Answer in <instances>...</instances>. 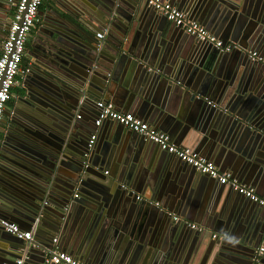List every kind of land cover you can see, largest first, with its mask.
<instances>
[{"label":"water","instance_id":"95a60500","mask_svg":"<svg viewBox=\"0 0 264 264\" xmlns=\"http://www.w3.org/2000/svg\"><path fill=\"white\" fill-rule=\"evenodd\" d=\"M80 1L83 7L81 9L82 12H71L69 13V18H64L63 14H58L59 18L55 19L44 38V48L41 49L39 58L32 62L29 72L22 81L23 85L25 87L28 86L29 89L30 85H35L38 88L36 91L39 93L40 98H37L35 103H32V106L34 108H40L38 105L45 106V110L42 113L52 118L57 117L60 122L53 118L57 123L53 122L55 126L50 129L48 127L49 124L44 121L41 114H38L33 109H25V111L20 112L15 104V108L12 111L6 110L4 112L7 116L5 124H9L16 129L15 137L11 141L12 146H9V149L5 146L7 139L0 136V155L4 149L9 150L15 157H8L4 153L3 156L11 160L16 166L20 165L22 167L21 173L37 183L36 185L30 183V187L24 193H28L31 201L28 202L26 199H19L15 196L16 208H18L13 210L14 213L11 216H13V220L16 219L24 227V230L33 229L35 231L34 240L37 242L38 247L37 250L36 248L29 250V260L31 259V252L34 250L42 254L43 261L41 264H47L45 263V257L49 250L56 246L54 241V245H49L44 240L52 241L55 234L60 231L77 236V240L71 248L73 251L78 250L76 251L77 255L85 260L89 257L87 252L90 257L92 254L95 255L96 244L101 239L105 242L104 246L109 245L110 242H117L121 233H119V227L115 219L116 213L115 210H112V207L122 199L126 203L134 202L135 197L138 196L137 193L126 187L125 184L128 183L122 181L119 176L110 177L108 175L109 172L106 175L103 164L101 163L98 167L94 162L95 154L102 153L104 157V153H106L105 151L103 152L100 146H97L98 141L102 138L99 133L101 127L95 124L98 109L96 108V113L91 118L85 115L82 117L81 115L84 114V110L90 103L96 107L97 100L105 94L103 93L104 87L109 80L107 73L116 65L118 68L124 67L128 58L134 57L141 62L139 63L142 67L140 75L143 70L142 79L145 82V87L148 83L150 88L153 86L157 87L162 80L174 83L177 81L176 84L179 87L183 88L186 85L191 91L190 101L194 109L187 107L183 112L177 113L172 106L162 103L163 101L156 97L155 93L151 95V93L144 91L136 92L134 90L136 85L134 86L128 102H131L132 106L139 97L146 99L148 102H145L146 106H142L141 112H145V119L149 120L157 128H159L158 123H156L158 120H164V124L168 126V122L175 117L177 125L173 129L176 130L178 126L182 127V131L196 130L201 132L203 134V142L206 144L207 153L205 152L204 154H207L208 158L214 156L215 146L229 144L228 142L230 141L232 143L229 146L237 144V148L242 155L249 157L254 145L250 148V144L253 142L245 139L247 133L251 135V139L257 137L264 139V92L257 90L256 86V80H260L264 75V63L262 61L253 60L248 53H242L244 51L243 48H237L230 52L223 51L212 43L198 38H196L199 41L198 43L205 45L203 46L202 56L195 59L192 54L184 55L182 42L178 44L173 36L170 37L171 39L169 38L171 33L166 23L169 20L159 14L153 6L149 5L147 0L125 1L127 6H124V8H127L130 12L126 16L128 23L125 24L127 26L131 24L132 28L136 26L137 35L141 32L151 40H155L156 37L160 36L168 39L170 43L167 44V42H162V40L158 41L157 43L161 44L158 51L152 54L147 52V54L143 55L144 58L141 56L143 51L140 48L134 49L135 42L134 45L132 42L128 47L129 53L123 51L124 44L121 42L114 44L116 46L113 49L114 52L108 54L106 50L110 49L108 43L110 42L111 28L115 24V18L118 14L116 6L118 8V4L123 2V0ZM186 1H178V7L186 10ZM190 1L188 0V3ZM201 3L202 5L208 4L210 10L214 9L218 14L230 9L229 11L244 14L255 25L258 23L264 25V0H236L234 2L230 0H201ZM71 18L78 24L77 27H79L82 37L89 39L84 47L69 34L70 30L67 25L76 30L74 27L75 23ZM170 22L171 25L185 32L183 28L172 21ZM97 29H103L105 33L103 39L99 41L90 38L93 30ZM1 33L2 31L0 30V40L3 38ZM185 34L188 37H195L186 32ZM262 36L264 46V31H262ZM223 42L226 43L224 40ZM132 46L134 51H132ZM235 51L240 52L239 54L244 61L237 65H230L224 73L226 76L223 77L225 80L222 82L218 78L222 76L221 73L225 69L219 65V55L231 54ZM254 51L263 55L258 50ZM159 55L163 56L160 57ZM28 58L30 57L28 56ZM150 58H152V61L157 59L155 61L157 65H153L149 60ZM254 67H256V70H251ZM205 70L208 72L207 79L212 75H215V77L207 80L210 81L209 84L207 82L202 84L206 89V93L194 92L193 89L197 87V81L203 78ZM175 73L177 75H174ZM196 73H201V76L197 81H192L194 82L192 86L191 80ZM199 109H202L200 121L196 118V111ZM57 111L59 113L56 114ZM14 112H18L20 116L14 118V115H12ZM114 122L126 127L117 121ZM210 127L212 129L208 132ZM93 129L97 131V138L94 146L89 149L88 143L94 132ZM1 132L5 133L4 130ZM132 132L144 140H141L136 146L130 165L132 167L130 176L132 175L133 179L139 181L144 189L155 188L161 196L164 194L170 196L174 192L165 190V183L162 184L160 172L157 177L148 178L144 176L143 172H146L143 169L145 166H149L150 162L155 164L163 162L162 164L172 166L171 169L173 171L169 172L175 176L177 175L176 178L186 180V172L181 173L184 166H181L179 162H175L173 158L169 160V156L164 153L172 154L162 149L157 143L144 138L135 131ZM112 135L114 141H117L118 137H120L119 131L112 132ZM205 140L209 141V143L205 142ZM147 141L153 143L157 151L160 148L164 152H162L164 156L162 155L158 158L156 156L157 153L154 154L152 152L145 159L143 154L146 146L144 144ZM253 144L256 145L257 143ZM18 157L24 159L26 164L15 159ZM178 159L182 161L180 158ZM182 162L197 171L192 165L185 161ZM142 163H144V167L140 168ZM169 172L166 171V174L172 176ZM197 172L200 175L210 177L207 174ZM212 179L219 182L218 179ZM221 186L228 187L230 192L239 195L240 199L246 198L264 208L263 205L241 194L231 186L225 184H221ZM139 191L137 189V192ZM7 192L10 193L8 190ZM11 194L14 195V193ZM153 202L149 203L153 207V215H160L158 211L164 215L161 217V225L175 222L172 230L178 231L177 234H181L187 241L188 236L183 232V226H179V224L183 223L188 229H193L188 225V222L182 220L172 221L171 213H165V209L161 204L157 206ZM135 204L132 203L131 205L134 210L139 205L136 201ZM1 207L8 209L7 204L4 202L0 204ZM147 211L144 212V218L147 215ZM0 217H3V212H0ZM252 226L254 228L247 235V241L243 242L246 246L244 247L245 251H250L247 257L251 256V253L253 254L260 243L264 241V220L257 224H252ZM2 229L7 233L9 242L7 246L0 247V264L11 263L15 259L7 261L6 258L10 254L9 248L15 244L26 248L27 241L18 238L3 227ZM193 230L199 231L198 229ZM131 235L134 236L132 233ZM140 239L142 241L141 237ZM197 241L191 242L189 250L180 249L179 247L174 250L171 246H167V250L160 248V252H163L161 253L163 254V260L159 262L161 257L155 253L159 261L155 260L152 264H205L198 255H194L196 250H199L202 245L203 247L206 246V243L204 239L201 243ZM222 242L221 247L227 249L222 246L225 242ZM133 243L134 241L129 242V245ZM141 247L142 245L139 244L138 249H141ZM130 248V246H127L126 251L130 250ZM148 258L149 255H145L141 264H148ZM245 264L251 263L247 262ZM261 264H264V253Z\"/></svg>","mask_w":264,"mask_h":264},{"label":"crops","instance_id":"0c3cea01","mask_svg":"<svg viewBox=\"0 0 264 264\" xmlns=\"http://www.w3.org/2000/svg\"><path fill=\"white\" fill-rule=\"evenodd\" d=\"M17 1L18 0H0V30L2 31L1 34L3 36L0 40V52L3 41L7 36L10 20L14 13ZM125 1L126 0H123V2L119 3L118 8L116 6L118 14L115 18V24L112 25L111 28L110 42L108 43L110 49L106 50L108 54L114 52L113 49L116 48L114 44L121 42L124 44L123 51L126 52H128L127 49L130 44L133 42L134 45L135 42L134 49L136 50L137 47L140 48L143 51L141 52L142 57L145 53L147 54V52L149 54L157 52L158 48L161 46L160 43H157L158 41L162 40V42H167V44L170 43L168 42V39L160 36L156 37L155 40H151L141 32L137 35L136 26L133 28L131 27V24L127 26L125 24L128 23L126 16H128L130 12L127 8H124V6H127ZM166 1H169L176 6H179L178 1L182 2V0ZM230 1L234 2L236 0ZM185 3L187 5L185 7L186 10L183 8L181 9L186 12L187 16L200 22L219 39H223L226 43H235L239 46L241 45L240 47L241 49L243 48L244 51L242 53L244 54H247L248 50H258L264 55V46L262 43V31H264V25L262 23L255 25L251 22L250 18L244 16V14L229 11L230 9L225 10L224 12H219L218 14L214 9L210 10V6L208 4L202 5L201 0H191L189 3L187 0ZM82 8V2L80 0H43L39 8L40 14H38L36 24L28 35L26 52L22 63L23 66L30 67L32 62L39 58L41 49L44 48V38L52 27L55 19L59 18L58 14H63L64 18H69V13L74 11L82 12ZM72 21L74 22L73 19ZM166 23L167 26H169L171 33L169 38L173 36L178 44L182 42L184 55L192 54L195 59L202 56L204 49L203 46H205L204 44H199L196 37H188L185 32L181 31V29L171 25L170 21H166ZM75 25L74 27L76 30L72 29L70 25H67L70 30L69 34L72 35L73 38L77 39L81 46L84 47L89 39L86 37L83 38L79 27H77L78 24L75 23ZM103 31V29L93 30L92 34H90V38H93L95 41L101 40L97 37V33H104ZM111 49L112 51H110ZM132 51H134L133 46ZM239 53V51H235L234 53H231L232 55H219V65L225 69L224 72L221 73L222 76L218 78L221 79L222 82L225 80L223 77L226 76L224 73L230 65H237L244 61L243 57ZM28 56L30 58H28ZM159 56L162 57L163 55ZM135 59L138 62H136ZM151 59L152 58L149 60L153 63V65H157V63H155L157 59H154V62ZM139 63L141 62L137 58L130 57L126 60L124 67L121 66V68H118L116 65L113 69H111L110 72L107 73L109 80L104 87L103 93L105 94L99 99L112 101L118 110L132 112L136 116L147 121L152 126L154 125L151 124L149 120L145 119V112H141L142 106H146L145 102L148 101L139 97L136 100V103H133L132 106L131 102H128L131 94L133 93L131 91L135 85L136 87L134 90L136 92L144 91L151 93V95L155 93L154 95L162 100V103L172 106L177 113L183 112L187 109V107L194 109L190 101L191 91L186 85H184L186 88H182L176 84L177 81L174 83L162 80L163 82L160 81V84L157 87L153 86L150 88L149 83L145 87V82H143L142 79L143 70L140 75L142 67ZM251 70H256V67ZM204 72L203 78L198 81L197 79L200 78L201 73L193 75L191 82H198L196 85L197 87H195L196 90L193 89L194 92L206 93V89L202 84L206 82L209 84L210 81L207 80L215 77V75H212L209 79H207L208 72L206 70ZM182 74H184V72H182ZM26 75L18 78V83L15 87H13L10 102L7 103L5 109L12 111L15 108V104L20 112L25 111V109H33L38 114H41L44 121L49 124L48 127L53 129L55 126L53 122H55V120L60 122V119L53 117L55 119L54 120L51 116L42 113L45 110V106L38 105L40 108L35 107L36 109L32 106V103H35V100L40 98V95L36 91L38 88H36L35 85H30V89L28 86L25 87L23 85L22 81ZM174 75L177 74L175 73ZM191 85L193 86L194 82H192ZM256 86L257 90H262L264 92V75L260 80H256ZM95 111V105L90 103V105L84 110V114H80L82 117L85 115L88 118H91L92 115H95ZM57 113L59 112L57 111L56 114ZM12 115H14V118L20 116L18 112H14ZM201 116L202 109H199L196 111L197 120L200 121ZM156 123H158L159 128L156 126L154 127L169 134L172 141L177 145L191 148L200 152L204 156L207 155L204 154L206 152V144L203 142V134L201 132L196 130L182 131V127L178 126L176 130L173 129L177 125L175 117L168 122V126L164 124V120H158ZM1 124L2 122L0 123V126ZM99 127H101V131L99 133L102 138L98 141L97 146H100L103 152L105 151L106 153H104V157L102 153L95 154L94 162L98 167L102 163L105 170L109 172L108 175L110 177L119 176L122 181L128 183L125 184L126 187L137 193V195L141 196L142 199L135 197V201L139 204L135 210L131 207L132 203L135 204V201L126 203L125 200L122 199L115 203L112 210H115L116 224L119 227V233H121L117 242H110L109 245L104 246L105 242L101 239L96 244L97 250L95 251V255L92 254L90 257L87 252V256L89 257L88 259L86 258V260L81 259L77 255L76 251L78 250H72L71 247L77 240V236L75 237L73 234H65L62 231L57 232L52 241H46L42 238L46 244L54 245L53 241L54 239H57V242H55V247L57 249L66 251L87 264H141L142 258L147 254L149 255L148 264H152L155 260L157 262L159 261L155 253L159 254L161 257L159 262L163 260V254H161L163 252H160V248L167 250V246H171L174 250H176V247L189 250L192 241L196 242L198 240L197 242L201 243L204 239L206 246L203 247L202 245L199 250H196L194 256L198 255V257L201 258L205 264H245L253 261L258 248L261 245L264 246V241L260 243L255 252L253 254L251 253V256L249 257L247 256L250 254V251H245L244 247L246 246L243 242L247 241V235L250 234L251 230L254 228L252 224H257L258 222L264 220L263 207L252 203L246 198L240 199L239 195H235L234 192L231 193L228 187H222L220 182L215 181L211 177L200 175L190 166L180 161L174 154L170 155L168 153H164L160 148L157 151L155 145L149 141H147L146 144L143 143L146 146L143 154L145 159L148 158L149 153L152 154V152L154 154L157 153L156 156H158V158L167 154V156H169V160L170 158H173L175 162H179L181 166H184L181 173L186 172V180H183V178H176L177 175L175 176L174 174H171L170 172L173 171V169H171V165L162 164L163 162H160V164L150 162L152 166L149 164V166L147 165L143 169L146 173L142 171L144 176L148 178H151L152 176L157 177L160 172V175H162V184L165 183V190H172L174 193L170 196L168 194L161 196L155 188L144 189L139 181L133 179L131 177L132 175L130 176V173L132 174V167H130V165L132 163L131 161L136 146L144 139L114 121H104ZM211 129L212 128L210 127L208 132ZM2 130L5 131L6 136L5 133L3 134L1 132ZM94 130L95 129H93V131ZM117 131H119L120 137H118L117 141H114L112 132L115 133ZM15 134V127L5 124L4 121L2 129H0V136L7 139L5 146L8 147V149L9 146H12L11 141L14 139ZM245 139H249L253 143H257L256 145L253 143L250 144V148L254 145L251 156L248 157L246 155H242L237 148V144L229 146V144L232 143L230 141L228 142L229 144L215 146V151L213 152L214 156L209 159L212 160L220 170L230 172L232 175L234 174V177L238 178L239 181L245 185L253 188L258 195H260V197L264 198V139L259 137L251 139V135L249 133H247ZM205 142L209 143V141L206 140ZM3 153L8 155V157H15L9 150L7 151L6 149H4L0 155V204L4 202L8 206V209L1 207L0 212H3V218L19 224L17 220H13V216H11L14 213L13 210H17L18 208H16V197L19 199L23 198V200L26 199L28 202L31 201L30 197H28V193H24L27 192L26 189L30 187V183L32 185H36L37 183L33 181V179L24 176V174L21 173L22 167L20 165L16 166L11 160L6 159L3 156ZM15 159H18L23 162V164H26L24 159L20 157ZM143 167L144 163L141 164L140 168ZM23 170L26 171L25 169ZM166 171H170L169 173L172 176L167 175ZM137 189L140 191L137 192ZM7 190L10 193H8ZM11 193H14V195ZM174 197L176 198L173 200ZM151 201H154V203L156 201L159 202L165 209V213L178 215L181 217L182 221L196 224L202 229L199 231L193 230L194 228L190 230L188 227H185V224L180 223L179 226H183L182 230L188 236L186 241L181 234H177L178 231L172 230V226L175 222H173V224L161 225V217L164 215L160 211H158L160 215H153V207L149 204ZM145 211H147V215L144 218L143 216ZM19 225L22 229H24L21 224ZM32 231L34 232L35 237V231L33 229ZM131 233L134 236H132ZM214 235H217V237L215 238ZM140 237L142 238V241ZM7 238V233L0 226V247L7 246L9 242ZM132 241H134V243L129 245V242ZM222 241L225 242L222 246H225L227 249L221 247V244L223 243ZM139 244L142 245L141 249H138ZM27 246L26 248H23L19 244L13 245L9 248L10 254L8 255V258H6L7 261H13L14 259L20 257L24 251L27 250ZM127 246H130L131 248L126 251ZM42 261V254L33 250L31 252V259L26 264H41Z\"/></svg>","mask_w":264,"mask_h":264},{"label":"built area","instance_id":"2783aa9c","mask_svg":"<svg viewBox=\"0 0 264 264\" xmlns=\"http://www.w3.org/2000/svg\"><path fill=\"white\" fill-rule=\"evenodd\" d=\"M43 0H18L14 13L10 20L9 29L6 38L3 41L0 52V123L4 115L6 104L11 98L12 89L18 83V78L29 72V67L23 66V58L26 52V43L28 35L35 26L38 19L39 8ZM149 5L153 6L158 13L165 16L169 21L183 28V30L196 38L212 43L223 51H232L241 48L235 43H224L216 35L210 32L197 20L191 19L178 6L166 0H147ZM97 37L103 39L104 33H97ZM247 53L253 60L262 61L264 56L254 50H248ZM98 109L96 126H100L104 121L114 120L123 124L128 129L137 132L144 138L157 143L162 149L174 154L182 161L192 165L197 171L209 175L211 178L218 179L221 184L229 185L241 194L257 201L264 206V198L260 197L253 188L245 185L238 178L234 177L230 172L220 170L217 165L202 155L188 147H182L174 143L169 134L155 128L147 121L136 116L132 112L118 110L116 105L110 100L99 99L96 102ZM97 131H94L89 139V149L95 144ZM108 173V171H106ZM142 199L141 196H137ZM154 203V202H153ZM160 206L159 202L154 203ZM174 221L182 220L178 215H172ZM190 227L201 230L202 228L196 224L188 223ZM0 226L6 231L11 232L20 239L27 241V250L11 263L5 264H24L29 260V250L37 248L38 244L34 240V232L32 230H24L19 224L0 217ZM217 237V235H214ZM57 242V239H54ZM264 253V246H260L251 264H261V256ZM47 264H87L76 258L74 255L55 248L49 250L45 257Z\"/></svg>","mask_w":264,"mask_h":264},{"label":"flooded vegetation","instance_id":"af4514ba","mask_svg":"<svg viewBox=\"0 0 264 264\" xmlns=\"http://www.w3.org/2000/svg\"><path fill=\"white\" fill-rule=\"evenodd\" d=\"M23 61H24V58H23ZM23 63V62H22ZM8 102H10V100L8 101ZM7 105V104H6ZM4 112H6V109H4ZM5 119H6V116H5V114L3 115V118H2V124H1V126H0V129H2V125L4 124V121H5Z\"/></svg>","mask_w":264,"mask_h":264}]
</instances>
